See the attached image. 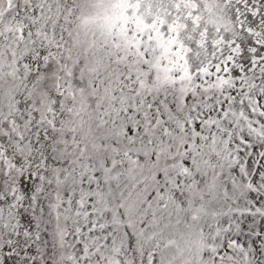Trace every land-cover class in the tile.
I'll return each mask as SVG.
<instances>
[{
    "label": "snow or ice",
    "instance_id": "snow-or-ice-1",
    "mask_svg": "<svg viewBox=\"0 0 264 264\" xmlns=\"http://www.w3.org/2000/svg\"><path fill=\"white\" fill-rule=\"evenodd\" d=\"M0 264H264V0H0Z\"/></svg>",
    "mask_w": 264,
    "mask_h": 264
}]
</instances>
